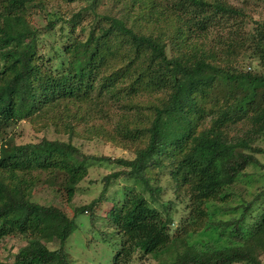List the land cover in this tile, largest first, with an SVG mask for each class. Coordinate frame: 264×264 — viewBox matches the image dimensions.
<instances>
[{"label":"trees","instance_id":"16d2710c","mask_svg":"<svg viewBox=\"0 0 264 264\" xmlns=\"http://www.w3.org/2000/svg\"><path fill=\"white\" fill-rule=\"evenodd\" d=\"M47 1L0 0V240L27 241L12 262L0 264H73L63 245L77 215L88 210L93 221L108 224L103 233L121 240L112 264H129L136 252L159 255L210 224V205L233 195L227 189L248 168H264V74L207 62L197 38L240 35L264 68V20L248 11V1L240 7L224 0L116 2L124 18L135 11L161 19L168 32L160 37L103 13V0H86L85 8L63 15L47 12ZM34 13L45 21L30 22ZM219 78L232 84L221 95ZM22 120L36 132L66 136L17 143L9 130ZM92 140L112 151L84 150ZM96 165L107 170L91 181L99 192L72 206L71 217L31 199L40 182L59 179L71 203ZM164 194L189 208L174 235L175 204L163 203ZM236 210L239 218L225 223L235 227L230 243L189 245L170 264H264V187ZM48 240L60 247L49 249Z\"/></svg>","mask_w":264,"mask_h":264},{"label":"rangeland","instance_id":"374dc122","mask_svg":"<svg viewBox=\"0 0 264 264\" xmlns=\"http://www.w3.org/2000/svg\"><path fill=\"white\" fill-rule=\"evenodd\" d=\"M229 4L234 6H243L246 4L245 1L250 2L248 5V11L258 19L264 20V6L263 4L253 6L251 0H224ZM86 0H48L47 1V12L57 11L59 14L63 15L71 11H79L80 8L86 7ZM116 2L120 0H103L101 6L103 7V13H109L110 16H123L126 22L134 24L137 29H144L146 32L153 35L159 34L167 35L168 29L164 26L163 21L156 23L154 17H148L147 15H142L140 12L130 11L124 15L120 13V10H115L117 7ZM249 4V3H248ZM139 5H135L138 7ZM124 8V6H121ZM48 17H52L49 15ZM30 22L35 24H42L45 21L43 14L34 13L28 15L27 17ZM89 18H87L88 21ZM27 20V19H26ZM60 23L56 24L59 27ZM51 35L49 38H52ZM217 36H221L222 41H219ZM235 36V37H234ZM40 37V36H39ZM198 41L204 44L201 51H204V58H207V62H212L213 65L219 66L228 72H251L253 75L264 74V68L258 61L251 58L247 48V43L243 45L241 37H236V35L225 32H219L215 35L211 34L208 38L199 36ZM225 39H231L234 46H229L228 43L223 44ZM50 41L52 39H49ZM44 41V40H43ZM42 39L38 40V45L42 48ZM245 47V48H244ZM222 48V50H220ZM45 49V48H42ZM47 49V48H46ZM218 52H217V51ZM215 53L216 55H213ZM45 55L44 52L41 55ZM218 55V56H217ZM217 56V57H216ZM54 62L48 65V68L54 70L57 68L54 66ZM56 65V64H55ZM232 84L225 78H219L215 84V94L221 95L223 92L227 91ZM15 142L24 143L27 141H38L42 137L55 138L61 137L65 138L64 135H57L52 129L47 131H34L27 121H19L15 125L10 127L9 130ZM109 144H101L92 140L83 145V149L96 154H108L112 151ZM121 154L124 152L120 151ZM118 152V153H120ZM260 161H263V157L259 155ZM90 167V166H89ZM88 175L83 181L78 183V190L75 193L71 203L66 202V193L63 188H61V180L40 182L37 186L32 189L31 199L35 202L45 205H54L63 209L69 217L72 216L73 212L71 210L72 206L75 204L84 203L87 204L90 199L97 196L99 192V187L91 181L100 178L107 170L102 166H91L88 169ZM245 176H240L237 182L231 185L227 191L233 193V195L228 196L227 199L218 200L216 203L210 205V211L214 216L212 222L196 230L193 235L187 236L182 240H176L173 242L172 247L168 250L163 251L159 255H142L141 252H136L133 255V259L129 264H170L178 254H181L187 250L189 245L195 244L194 250H205L207 244L215 245L219 243H230L228 241L232 238L231 235L234 233V226L225 227L226 222H233L239 218L242 210H236L237 205L241 203L247 204L250 202L254 196L264 187V168L250 167L246 170ZM127 183V182H126ZM95 185V186H94ZM91 187V188H90ZM90 188V189H89ZM141 191V187H139ZM123 191L120 192V195ZM108 195V194H107ZM108 197V196H107ZM106 197V198H107ZM112 197H110L111 199ZM162 202L168 204L172 201L175 204L174 211L172 212V224L170 226V232L175 234L179 229L178 225L181 220L189 219V208L188 204L181 202L179 198L175 197L173 194H164L162 196ZM88 201V202H87ZM157 208L160 209V205L156 204ZM97 208L94 207L93 210ZM90 211H85L84 213H79L75 218L76 228L68 236L63 247L66 251L67 258L70 263L73 264H112L113 257L115 253L119 250L121 245L120 238H110L109 234L103 233L107 229L106 222L104 220L93 221L90 218ZM93 225V226H92ZM210 226L209 229H207ZM223 230V231H222ZM231 234V235H230ZM229 235L231 236L230 238ZM45 240L43 239V243ZM217 242V243H216ZM27 243L26 239L22 236H4L0 240V261L12 262L16 253L19 249ZM204 245V246H203ZM46 246L49 249L59 248V241H47ZM147 257V258H146ZM144 261V262H143Z\"/></svg>","mask_w":264,"mask_h":264}]
</instances>
